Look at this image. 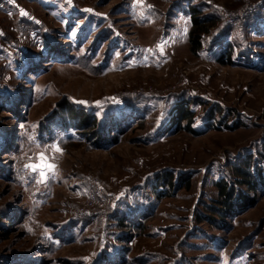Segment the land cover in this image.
I'll return each mask as SVG.
<instances>
[{
	"label": "rangeland",
	"instance_id": "1",
	"mask_svg": "<svg viewBox=\"0 0 264 264\" xmlns=\"http://www.w3.org/2000/svg\"><path fill=\"white\" fill-rule=\"evenodd\" d=\"M263 151L264 0H0V264H264Z\"/></svg>",
	"mask_w": 264,
	"mask_h": 264
},
{
	"label": "trees",
	"instance_id": "2",
	"mask_svg": "<svg viewBox=\"0 0 264 264\" xmlns=\"http://www.w3.org/2000/svg\"><path fill=\"white\" fill-rule=\"evenodd\" d=\"M191 10H192L191 28L189 30L190 49L192 52L198 53L203 48L204 38L206 34L210 33L211 25L214 23L215 19H213L212 16L211 17L202 16L201 10L197 6H192ZM189 110L190 109L186 106L179 108L177 114L173 116V120L174 118L180 119V122L182 120H190L191 117L189 114L190 113ZM68 115L75 117V119L77 118V122L73 124L76 127L85 128L86 126L87 127L89 126V123L92 124L96 123L95 117L90 116L83 111L77 112L73 109H70ZM114 124L117 127V124L116 123ZM114 124H111L112 127L114 126ZM100 138L106 139V137H104L103 134L102 136H100ZM262 156H263L262 161L264 163V151L262 152ZM243 174L245 176V182L248 184V187L251 189H257L258 183L257 180L252 175V173H250L247 170L243 172ZM216 184L218 185V189L221 197L222 209L225 210V212H233L236 209L237 210L242 209L244 205L254 203V199L251 198L250 196L244 194H236L233 185H231L230 183L217 181ZM234 200H238V201L240 200V203H235ZM17 262L12 264H26V260L24 261L21 260L19 263Z\"/></svg>",
	"mask_w": 264,
	"mask_h": 264
},
{
	"label": "snow or ice",
	"instance_id": "3",
	"mask_svg": "<svg viewBox=\"0 0 264 264\" xmlns=\"http://www.w3.org/2000/svg\"><path fill=\"white\" fill-rule=\"evenodd\" d=\"M138 2H142V0H138ZM68 3L71 4V0H68ZM26 14V13H24ZM161 52H163V46H160ZM53 149L56 152L62 151L57 145H53ZM33 172H38L39 181L38 182H46L49 179V173H54L56 170V164L50 162L44 152L38 153V162L30 163L27 165Z\"/></svg>",
	"mask_w": 264,
	"mask_h": 264
}]
</instances>
